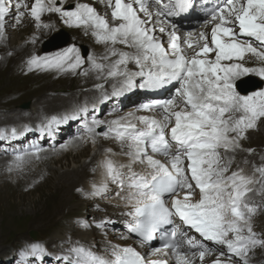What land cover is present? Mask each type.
Returning a JSON list of instances; mask_svg holds the SVG:
<instances>
[{
    "label": "snow or ice",
    "instance_id": "obj_1",
    "mask_svg": "<svg viewBox=\"0 0 264 264\" xmlns=\"http://www.w3.org/2000/svg\"><path fill=\"white\" fill-rule=\"evenodd\" d=\"M66 2L0 0V37L9 17L20 24L27 16L36 29H50L53 26L43 23L42 17L58 14L66 25L82 28L105 45L107 52L100 60L116 57L108 64L87 57L104 78H123L112 95L119 97L137 86L159 89L176 83L178 87L173 98L138 109L154 115L128 113L111 121L93 118L86 125L88 133L120 142L130 161L128 165L103 161L105 182L92 195L105 194L109 182L116 185L117 196L126 193L129 211L125 214L131 217L127 231L141 246L156 240L159 246L145 255L131 246L110 244L101 255L77 243L63 259L68 264H197L198 258L203 264L206 256L218 252L211 264H252L256 249H264V233L254 229L260 209L251 203L252 193L264 195V163L253 164L250 174L239 165L233 170V165L235 153L253 151L243 149L241 141L264 118V91L242 95L236 81L247 74L264 78V67L239 63L248 54L264 62V0H217L204 22L210 30L200 32L195 40L191 32L182 39L174 23L161 19L188 11L194 0H99L110 10L104 13L87 3L62 7ZM157 32L166 34L167 42ZM116 45L130 51L118 50ZM83 63L76 46L28 61L30 70L43 66L75 71ZM130 63L138 71L129 70ZM135 77H143V82L137 85ZM102 127L106 131L96 133ZM30 154H19L16 161ZM136 164L145 170L135 171L132 165ZM96 226L103 227V222ZM21 254L36 264L47 251L32 243Z\"/></svg>",
    "mask_w": 264,
    "mask_h": 264
},
{
    "label": "rangeland",
    "instance_id": "obj_2",
    "mask_svg": "<svg viewBox=\"0 0 264 264\" xmlns=\"http://www.w3.org/2000/svg\"><path fill=\"white\" fill-rule=\"evenodd\" d=\"M27 2L31 4L32 0H28ZM43 19L44 21L49 23L55 19L60 28L57 31H54L51 28L44 30L41 39L39 40L40 42L35 41V35L33 32L29 34L31 39L28 41H26L22 37L28 32L23 29L19 30V26L23 23H26L28 25L34 24V22L27 16L23 18V22L20 24H16L15 21L11 19L8 22L9 24H7L6 26L4 35L2 36L5 42L2 43L1 46H4L5 43L6 45L5 48L0 47V108L10 109L11 111L8 116L12 117L18 106H21L23 103H31L34 100H37V98L38 101L40 100V103L38 105L39 109H41L40 111L46 112L44 115L48 116L50 114H53L54 112L62 110V108H64L65 106L76 102V100L80 98H77V95H79L82 90L91 88L92 86L101 83L98 76H102L103 74H99L97 71L93 70L90 67L89 68L92 70H89L86 66L87 61H84V63L75 71L70 70L69 72H67L66 70H58L54 68H44L43 66H40L39 68H37L36 66H32L30 70L28 61L33 56L39 57L42 53H44V49L47 45L52 47L54 51L56 49H61V46L65 43H67L65 47H68L69 45H77L80 48V53L82 52V49L85 48L89 50V52L91 53L90 55H92L93 57H99L98 59H100L101 57L98 55L100 52L99 44H94L90 38H81L78 35L82 31H84L82 28L71 29L67 27L63 24V21L55 14L46 13L44 14ZM15 40L18 41L15 42ZM37 43H39L38 46H33ZM29 45L33 46L30 47L31 51H28L23 56H20L23 53L18 51L17 54L19 55V58H16L17 60H15L17 54H15V50L11 48H19L21 46L20 50H23ZM65 47L63 46V48ZM116 48H119L118 50L125 51V49L117 45ZM5 50L6 53L4 54ZM113 60L114 59H110L101 62L107 64V62L110 63ZM262 63L263 62L258 59L252 60L251 58L241 61V64L246 67L248 66V64L251 65L250 67H256L262 65ZM89 64H91V62H89ZM45 97L46 101H49L50 104H46V102L43 101ZM19 121L22 123L29 120L20 119L18 120V122ZM10 122L16 123L17 121L14 120L8 122L4 120L2 121V124H9ZM259 127L260 131L249 133V138L241 141V143H243V147L247 149L252 147L264 148V120L261 122ZM15 132L16 133L12 131L13 134H17L18 136L24 133L25 135H29V130L25 128L23 130L17 129V131ZM86 136H90V141H95L97 143L104 140L108 141L107 143L109 144V141H111L110 139H107L105 137H92V134L85 135L84 137ZM84 137L77 138L83 139ZM16 139H18V137ZM85 141L87 143H83L82 141L76 143H81V145H86L89 143L88 145L92 146L90 142H88L87 140ZM73 142H75L74 139H71L69 141L61 140L60 144L52 149L51 155L37 156L34 153L30 155L36 156L37 158L24 156L23 161L26 162V165L23 161L21 162L22 164L18 162L20 167H17V165H15L17 164L16 157L9 158L5 162H2L0 160V264H4L3 262L6 261L7 257H9L7 264L14 263L16 261H18L20 264H31V259L24 260L23 256H20L21 252L14 249L16 247L18 248V244L22 245L26 241H30V235L32 234V232L40 233L41 235L47 237L51 235L58 236L59 233H61V237L58 236L57 238H62L63 236L66 237L67 235H69V237H71V241L74 239V231L70 230L69 228H74V223H78L76 220H73L74 222L71 221V225L69 224V222L63 221L64 223H66L65 233L63 234L62 232H60L62 229L58 227L59 223L63 219L61 220V218H56L52 222H50L51 219L47 218V216L52 213L55 199L51 197V194L48 190V182L44 180L45 176H50L52 174V170L67 172L71 169H76V164L73 162H65L63 160V162L67 163V165L61 167L60 164L57 163L58 160L55 161V159L59 158V154L62 153V150L66 148L63 147V145H67L68 147L69 144H72ZM108 146L109 149H107V153L109 152V150H111L110 153L112 154V156H114L115 159H118L120 156L116 151L112 149V145L109 144ZM42 153L44 152H39V154ZM91 155L93 154L91 153ZM244 157L246 156L244 155ZM262 157L264 156L256 158V165L264 163V161L261 160ZM32 160L34 163L32 162ZM81 161L85 162L87 160L86 158H83L81 159ZM95 167L96 164L93 167V171ZM7 182L10 183L8 184ZM73 199L75 202L74 204L79 203L80 207L76 218L84 217L87 205H83L84 203L77 194H74ZM71 209L72 206L70 205V207H68V211H70ZM70 220L71 219H69V221ZM258 221H260V224L263 223L264 216L260 217ZM82 228H84V226ZM50 241L51 240H49L48 244L54 243H50ZM90 243L92 242L90 241ZM56 245L63 244L61 242H58ZM91 246L96 247L94 245Z\"/></svg>",
    "mask_w": 264,
    "mask_h": 264
},
{
    "label": "bare ground",
    "instance_id": "obj_3",
    "mask_svg": "<svg viewBox=\"0 0 264 264\" xmlns=\"http://www.w3.org/2000/svg\"><path fill=\"white\" fill-rule=\"evenodd\" d=\"M66 3H69V4H74V3H87V4H90V5L94 6L97 9V11L100 12V13H104L105 11H110V10L106 9L105 5L103 3H100L99 0H67ZM64 4L62 6H64ZM43 18H44V16L42 17L43 23L51 24L53 26L51 28L52 30H54V31L59 30L60 26L58 25V23H57V21L55 19L52 20L49 23V22L44 21ZM10 20H11L10 17L7 18L6 26H7V24H9L8 22ZM26 25H28V24L23 23V24H21L19 26V30L20 29L21 30L23 29V30H26L28 32V33H26V35H23L22 37L26 41H28V40L31 39V37H30L29 34H31L33 32L34 35H35V41L36 42L39 41L41 39V36H42L43 31L46 30V29L45 28L36 29L35 24L28 25V26H26ZM6 26H5V28H6ZM78 35L81 38H89L88 34H85L84 31H82ZM157 35L159 37L162 36L158 32H157ZM16 41H18V40H15V42ZM4 42H5V40L2 37H0V47L5 48L6 43H5L4 46H1L2 43H4ZM38 45H39V43L34 44L33 46L36 47ZM65 45H67V43H65L63 46H65ZM33 46L29 45L28 47L24 48L23 50H20L21 46L19 48L18 47H15V48H11V49H14L15 50V54H17L18 51L19 52H22L23 54L20 55V56H23L28 51H31L30 50L31 49L30 47H33ZM106 52H107V49H106L105 45L100 44V52H99L98 55L103 56V55L106 54ZM5 53H6V50L4 51V54ZM24 57H26V56H24ZM16 58H19V55L18 54L16 55L15 60H17ZM247 59H250V58H247ZM224 63H229V62H224ZM239 63H241V61H239ZM107 64H108V62H107ZM83 71H85V70H83ZM85 76H84V78H85ZM96 83H97V81H96ZM142 115H148V114H145L144 113ZM92 137H93V135H92ZM96 137H99V136H96ZM100 137H102V136H100ZM85 140H87L88 142H90L92 146H89L88 145L89 143L86 144L87 146L85 144L84 145H81V143L80 144H77L78 142H81V141L83 143H87ZM74 141L75 142H73L72 144H69L68 147H66V148H64L62 150V153L59 154V158L58 159H55V161L58 160L57 163L60 164L61 167L67 165V163H64L63 162V160L65 162H73V163L76 164V169H73V170L71 169V170H69L67 172H59L57 170H52V174L50 176H45L44 177V180L46 182H48L47 185H48V190H49V192L51 194V197H53V199H55L54 200L53 209H52V213L47 216V218H50L51 219L50 222H52L56 218H61V220L62 219L65 220V219H69V218H72V219L73 218H76L77 213H78V210H79L80 207H79V203L74 204L75 203L74 202V199H73L74 194L75 195L77 194L79 196V192L82 193V191H85V189L94 190V188H93V186H94L93 185V182H90L88 180L91 177H93V174H92L93 173V167L95 166L96 163H98V162L102 163L106 159H113L117 164H118L117 160L118 161H123V165L126 162H130L129 161V158L127 156H122V157H119L118 159H115L114 156H112V154L110 152L107 153V151H108L107 149H109L108 148L109 147L108 146L109 144L112 145V149L114 151H116L117 154H118V150H121V149H125L126 148V147H123L122 148L121 144L118 141L114 140V139H111V141H109L110 142L109 144L107 143L108 141H104V140L103 141H99L98 143L95 142V141H90V136H86L83 139L75 138ZM51 152H52V150H48L47 152H44V153L39 154V155L40 156L51 155L52 154ZM91 153L93 155H91ZM27 157H36V156L27 155ZM56 157H57V155H56ZM83 158H86L87 161L82 162L81 159H83ZM7 159H9V158L0 159V160L2 162H5ZM40 159H42V158H40ZM32 162H33V160H32ZM24 163L26 165V162H24ZM24 163H23V165H24ZM15 165H17V164H15ZM12 168H14V167H12ZM16 172H14V173H16ZM34 174H35V172H34ZM16 176H18V175H16ZM1 183H2V181H1ZM4 185H6V184H4ZM78 189H82V191H78ZM83 196L84 195L82 194L81 198H83ZM112 201H114V200H112ZM70 205L72 206V209L70 211H68V207H70ZM114 206H117V204L114 203ZM119 212H120V208H116V209H113L112 210V214H114V213L119 214ZM112 214H108L107 217L108 218L112 217ZM72 222H74V221H72ZM87 225H88V227H85L84 226V228H82L83 225L81 226V224H79V223H76V224L74 223V226H73L74 228L73 229L71 227L70 228L68 227L70 230H73L74 231V235H73V238L74 239L72 238L73 240L71 241L70 240L71 237H69V235H67L66 237L63 236L62 238H57V242H61L63 245H55L54 248H52L51 250L53 252H55V253L56 252L57 253L68 252V250L71 247L76 246L77 243H79L80 245L81 244H87L89 246L94 245V246H96L95 248L101 249L102 248L101 246L106 245V243L108 241L117 242V243H121V244L123 243L125 245L129 244L127 246H131V240L130 239H128V238L127 239L122 238V237H125L126 236L124 234L117 233V234H113V235L112 234H109L108 236H105L104 234H102V233H100L98 231H95L94 230V227L92 228L89 224H87ZM34 233L35 232H33L32 234H34ZM90 241L92 243H90ZM50 243H52V240L50 241ZM50 247H53V246H50Z\"/></svg>",
    "mask_w": 264,
    "mask_h": 264
},
{
    "label": "water",
    "instance_id": "obj_4",
    "mask_svg": "<svg viewBox=\"0 0 264 264\" xmlns=\"http://www.w3.org/2000/svg\"><path fill=\"white\" fill-rule=\"evenodd\" d=\"M50 50H53L52 47H46L45 51H50Z\"/></svg>",
    "mask_w": 264,
    "mask_h": 264
}]
</instances>
